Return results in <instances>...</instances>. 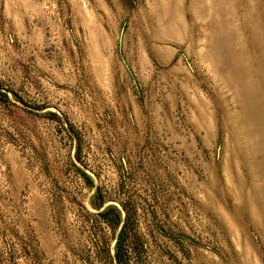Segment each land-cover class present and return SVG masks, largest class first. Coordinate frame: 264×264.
<instances>
[{"label":"rangeland","instance_id":"1","mask_svg":"<svg viewBox=\"0 0 264 264\" xmlns=\"http://www.w3.org/2000/svg\"><path fill=\"white\" fill-rule=\"evenodd\" d=\"M126 217V264H264V0H0V264Z\"/></svg>","mask_w":264,"mask_h":264},{"label":"trees","instance_id":"2","mask_svg":"<svg viewBox=\"0 0 264 264\" xmlns=\"http://www.w3.org/2000/svg\"><path fill=\"white\" fill-rule=\"evenodd\" d=\"M101 201V200H100ZM98 201V202H100ZM101 203V202H100ZM112 214V221L114 225L120 226L123 223V213L116 206L107 207L104 212L101 213V216H108ZM128 219L126 217L125 223L120 231L116 245H115V260L117 264H126L128 259V250L126 245V238L128 237L127 232Z\"/></svg>","mask_w":264,"mask_h":264}]
</instances>
